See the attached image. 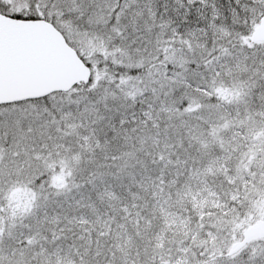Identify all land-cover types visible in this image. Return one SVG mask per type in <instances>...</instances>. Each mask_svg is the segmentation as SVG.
Segmentation results:
<instances>
[{
  "label": "snow or ice",
  "instance_id": "1",
  "mask_svg": "<svg viewBox=\"0 0 264 264\" xmlns=\"http://www.w3.org/2000/svg\"><path fill=\"white\" fill-rule=\"evenodd\" d=\"M0 264H264V0H0Z\"/></svg>",
  "mask_w": 264,
  "mask_h": 264
}]
</instances>
